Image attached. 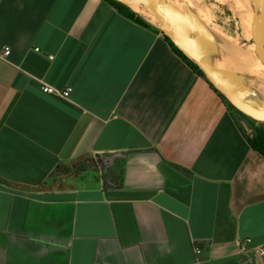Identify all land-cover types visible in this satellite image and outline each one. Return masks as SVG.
Listing matches in <instances>:
<instances>
[{
	"label": "crops",
	"instance_id": "0c3cea01",
	"mask_svg": "<svg viewBox=\"0 0 264 264\" xmlns=\"http://www.w3.org/2000/svg\"><path fill=\"white\" fill-rule=\"evenodd\" d=\"M126 14L0 0V264H264V157Z\"/></svg>",
	"mask_w": 264,
	"mask_h": 264
},
{
	"label": "water",
	"instance_id": "95a60500",
	"mask_svg": "<svg viewBox=\"0 0 264 264\" xmlns=\"http://www.w3.org/2000/svg\"><path fill=\"white\" fill-rule=\"evenodd\" d=\"M112 1L167 37L233 108L264 123V0Z\"/></svg>",
	"mask_w": 264,
	"mask_h": 264
},
{
	"label": "trees",
	"instance_id": "16d2710c",
	"mask_svg": "<svg viewBox=\"0 0 264 264\" xmlns=\"http://www.w3.org/2000/svg\"><path fill=\"white\" fill-rule=\"evenodd\" d=\"M108 3H110L116 10L120 11L121 9H126L128 11V14H126V17L130 18V19H134L136 22L148 26V24L138 15L134 14L133 12H131L129 9H127L126 7H124L123 5L112 1V0H105ZM228 14V11L227 13ZM164 39L170 44L171 48L173 49V51L179 56L181 57L189 66L190 68L200 77H202L204 80L207 81V79L205 78V76L202 74V72L198 69V67L193 64L191 61H189L170 41L167 37L164 36ZM208 83V81H207ZM208 85L214 90V92H216L221 98L222 100L232 108V106L227 102V100L221 95L219 94L212 86L211 84L208 83ZM248 144L250 146V148L257 152L258 154H260L261 156L264 157V132L262 131H257L254 136H252L251 138L248 139ZM95 164L92 161H86L83 162L78 168L72 170V172L74 171L75 174H81L83 173L85 170H87L88 168H92L94 167ZM118 180H119V184H120V180H121V174L118 176Z\"/></svg>",
	"mask_w": 264,
	"mask_h": 264
},
{
	"label": "rangeland",
	"instance_id": "374dc122",
	"mask_svg": "<svg viewBox=\"0 0 264 264\" xmlns=\"http://www.w3.org/2000/svg\"><path fill=\"white\" fill-rule=\"evenodd\" d=\"M175 4L177 2V0H172ZM246 96V95H245ZM246 98L250 101L253 102H258L256 100H253L249 97L246 96ZM228 102V101H227ZM229 103V102H228ZM233 111V113L235 114L237 121L240 125V127L242 128V130L244 131V133L246 134V136L248 138H251L252 136H254V134L257 131H262L264 132V123L261 122H257L254 121L248 117H246L245 115L241 114L240 112H238L235 108L232 107L231 109Z\"/></svg>",
	"mask_w": 264,
	"mask_h": 264
},
{
	"label": "built area",
	"instance_id": "2783aa9c",
	"mask_svg": "<svg viewBox=\"0 0 264 264\" xmlns=\"http://www.w3.org/2000/svg\"><path fill=\"white\" fill-rule=\"evenodd\" d=\"M162 36L164 37L163 34H162ZM9 52H10L9 48H5L3 55L7 56L9 54ZM50 59H51V57H50ZM41 90L45 94L54 95V96H57V97H60V98H64V99H66L69 96L70 92H71V88H65L64 90H58V89L50 87L48 85H42ZM259 253H262V252L260 251ZM196 254H199V250L198 249H196Z\"/></svg>",
	"mask_w": 264,
	"mask_h": 264
},
{
	"label": "bare ground",
	"instance_id": "6f19581e",
	"mask_svg": "<svg viewBox=\"0 0 264 264\" xmlns=\"http://www.w3.org/2000/svg\"><path fill=\"white\" fill-rule=\"evenodd\" d=\"M141 16L149 21H156V16L152 13H142Z\"/></svg>",
	"mask_w": 264,
	"mask_h": 264
}]
</instances>
